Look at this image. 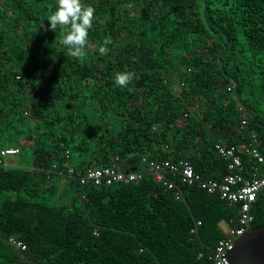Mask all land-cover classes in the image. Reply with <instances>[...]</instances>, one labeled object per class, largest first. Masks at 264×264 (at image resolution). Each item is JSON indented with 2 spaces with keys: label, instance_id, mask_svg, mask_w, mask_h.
Wrapping results in <instances>:
<instances>
[{
  "label": "trees",
  "instance_id": "1",
  "mask_svg": "<svg viewBox=\"0 0 264 264\" xmlns=\"http://www.w3.org/2000/svg\"><path fill=\"white\" fill-rule=\"evenodd\" d=\"M82 3L97 20L77 59L59 43L69 28L47 21L58 0H0V158L18 150L0 165V264H211L239 206L178 178L176 199L148 163L188 160L220 180L216 143L254 133L264 154V0ZM91 167L143 177L82 185ZM251 213L250 230L264 227V190Z\"/></svg>",
  "mask_w": 264,
  "mask_h": 264
},
{
  "label": "built area",
  "instance_id": "2",
  "mask_svg": "<svg viewBox=\"0 0 264 264\" xmlns=\"http://www.w3.org/2000/svg\"><path fill=\"white\" fill-rule=\"evenodd\" d=\"M247 122L243 120L241 126L245 127ZM242 137L241 145H229L218 142L214 145L216 155L227 162V173L220 179L204 178L198 174L188 160L173 163L169 160L151 161L148 163L149 172L154 181L166 190H177L176 199L183 196L175 179H180V186L198 185L202 190L219 198L229 206H239L240 215L231 219L224 230L225 235L221 238L208 255L211 264H229L226 253L233 250L236 241L251 231L254 217L251 213L258 195L264 190V154L259 147L258 137L250 133L249 137ZM16 149L2 150L1 156L17 154ZM0 158V165L3 163ZM147 160L144 159V162ZM73 170L69 171L70 178L74 176ZM169 175V176H167ZM143 177L142 173H126L114 167H91L79 178L82 185L111 186L114 184L138 183ZM201 222H196L191 233H195ZM96 234V232H95ZM11 244L18 250L24 251L26 246L15 239ZM202 257V254L198 256Z\"/></svg>",
  "mask_w": 264,
  "mask_h": 264
},
{
  "label": "clouds",
  "instance_id": "3",
  "mask_svg": "<svg viewBox=\"0 0 264 264\" xmlns=\"http://www.w3.org/2000/svg\"><path fill=\"white\" fill-rule=\"evenodd\" d=\"M50 30L56 31L58 26L68 27L69 31L61 33L59 43L67 48V54L71 57L82 59L85 56L86 46L89 44V30L93 27V22L97 20L95 8L85 5L82 0H58V7L53 12L49 9ZM103 23V21H101ZM48 30V29H46ZM105 41V46L99 49L101 55H107L109 49ZM135 73L123 71L115 74V83L120 87H127L134 79Z\"/></svg>",
  "mask_w": 264,
  "mask_h": 264
},
{
  "label": "water",
  "instance_id": "4",
  "mask_svg": "<svg viewBox=\"0 0 264 264\" xmlns=\"http://www.w3.org/2000/svg\"><path fill=\"white\" fill-rule=\"evenodd\" d=\"M226 258L229 264H264V227L240 237Z\"/></svg>",
  "mask_w": 264,
  "mask_h": 264
},
{
  "label": "rangeland",
  "instance_id": "5",
  "mask_svg": "<svg viewBox=\"0 0 264 264\" xmlns=\"http://www.w3.org/2000/svg\"><path fill=\"white\" fill-rule=\"evenodd\" d=\"M32 157L29 153H25L22 156H12L6 159L8 166H20L28 165L31 162ZM223 230H227V225L222 224Z\"/></svg>",
  "mask_w": 264,
  "mask_h": 264
}]
</instances>
